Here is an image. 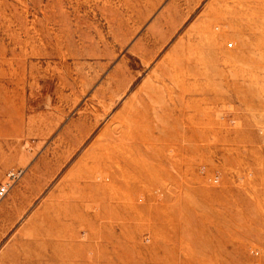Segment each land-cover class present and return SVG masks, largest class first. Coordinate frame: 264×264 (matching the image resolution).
I'll return each instance as SVG.
<instances>
[{"label": "rangeland", "instance_id": "1", "mask_svg": "<svg viewBox=\"0 0 264 264\" xmlns=\"http://www.w3.org/2000/svg\"><path fill=\"white\" fill-rule=\"evenodd\" d=\"M3 182L0 264H264V0H0Z\"/></svg>", "mask_w": 264, "mask_h": 264}, {"label": "built area", "instance_id": "2", "mask_svg": "<svg viewBox=\"0 0 264 264\" xmlns=\"http://www.w3.org/2000/svg\"><path fill=\"white\" fill-rule=\"evenodd\" d=\"M15 172L10 173V177H13ZM10 182L0 183V199L3 198L9 190Z\"/></svg>", "mask_w": 264, "mask_h": 264}]
</instances>
